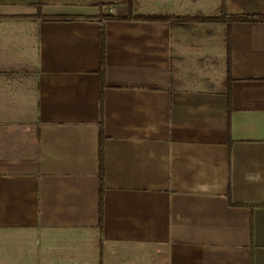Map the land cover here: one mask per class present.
I'll use <instances>...</instances> for the list:
<instances>
[{
  "label": "crops",
  "instance_id": "0c3cea01",
  "mask_svg": "<svg viewBox=\"0 0 264 264\" xmlns=\"http://www.w3.org/2000/svg\"><path fill=\"white\" fill-rule=\"evenodd\" d=\"M225 3L264 16V0ZM70 9L0 0V264H264V23Z\"/></svg>",
  "mask_w": 264,
  "mask_h": 264
},
{
  "label": "trees",
  "instance_id": "16d2710c",
  "mask_svg": "<svg viewBox=\"0 0 264 264\" xmlns=\"http://www.w3.org/2000/svg\"><path fill=\"white\" fill-rule=\"evenodd\" d=\"M122 4L128 5L130 8V13L128 16L123 18H118L121 20H143V21H169L171 19L182 22H201V23H264V16L256 15V16H240V15H230L226 8L225 0H222V5L220 11L217 15L214 16H204V15H196V16H188L185 18H171L169 16L163 17H153V16H143L136 15L137 12V2L136 0H121ZM104 5L100 6V9H103ZM230 44V43H229ZM100 46H101V59H100V74L102 77V85L104 80L105 73V60H106V32L104 27H101L100 30ZM230 47V46H229ZM230 63V50L228 57V64ZM229 98L231 100V92H228ZM99 179H100V204H99V212H100V228H102L103 221V209H104V146L103 143L105 141V133H104V95L103 91L100 95V121H99Z\"/></svg>",
  "mask_w": 264,
  "mask_h": 264
},
{
  "label": "rangeland",
  "instance_id": "374dc122",
  "mask_svg": "<svg viewBox=\"0 0 264 264\" xmlns=\"http://www.w3.org/2000/svg\"><path fill=\"white\" fill-rule=\"evenodd\" d=\"M49 4L71 8L76 12H100L99 8L104 5L103 10L117 6L121 0H46ZM81 8V9H80ZM85 8V9H84Z\"/></svg>",
  "mask_w": 264,
  "mask_h": 264
}]
</instances>
